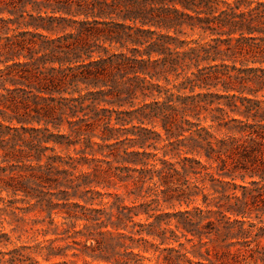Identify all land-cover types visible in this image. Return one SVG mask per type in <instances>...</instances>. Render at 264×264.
<instances>
[{"label":"trees","instance_id":"obj_1","mask_svg":"<svg viewBox=\"0 0 264 264\" xmlns=\"http://www.w3.org/2000/svg\"><path fill=\"white\" fill-rule=\"evenodd\" d=\"M52 190L115 264H264V0H0V219Z\"/></svg>","mask_w":264,"mask_h":264},{"label":"rangeland","instance_id":"obj_2","mask_svg":"<svg viewBox=\"0 0 264 264\" xmlns=\"http://www.w3.org/2000/svg\"><path fill=\"white\" fill-rule=\"evenodd\" d=\"M99 159H103L99 155ZM113 180V179H112ZM115 185L99 189L102 193H117L123 198V202L126 205H131L133 196H128V192L131 190V186L126 188L119 184L114 179ZM53 202L58 204V207L52 212L53 223L49 224V218L47 217L46 211L39 207L34 208L22 201L20 196L16 197V203L13 206L5 208L0 221V236L6 234L9 237V241L5 242L4 239L0 238V251H10L12 249H23L22 254L32 257L37 261V264H115L114 260L119 261V236L118 232H114L110 227L101 228L100 230L94 231V237L89 236L90 224L83 220H74L66 218L67 211L78 212V209L74 208L73 203H78L81 206L89 209H105L107 210L108 205L104 204L107 202L106 198H95L92 204H84V202L72 199L68 202L58 201L61 198L59 191L52 190ZM5 191L0 193V197L3 199H9ZM105 197V196H104ZM111 200V199H108ZM4 205L0 203V209H3ZM18 208V209H15ZM166 210V207H162ZM27 210V211H26ZM29 210V211H28ZM13 212V213H12ZM143 216L140 215L139 219L143 220ZM73 226V227H72ZM103 232L102 235L97 236V232ZM109 231L112 234H107ZM126 233V232H125ZM100 240L102 246L106 247V253L111 257V261H107L100 257V254L105 255V252L101 253L98 250L94 252L88 251L87 254L81 253L84 249V245L94 248L97 246L95 240ZM39 247H53V253L57 254L51 257L49 260H44L43 256L46 252L45 249L42 251ZM111 248V249H110ZM134 253L138 252L137 248L133 249ZM63 254V255H58ZM74 254L76 256H74ZM144 256L149 257L148 253ZM143 264H150L144 261Z\"/></svg>","mask_w":264,"mask_h":264}]
</instances>
